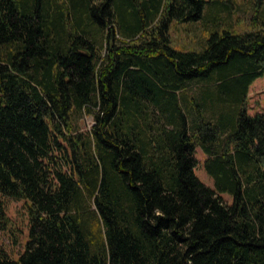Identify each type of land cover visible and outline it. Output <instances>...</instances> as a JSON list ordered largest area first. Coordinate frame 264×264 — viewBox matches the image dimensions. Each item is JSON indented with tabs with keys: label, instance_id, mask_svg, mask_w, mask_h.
<instances>
[{
	"label": "trees",
	"instance_id": "trees-1",
	"mask_svg": "<svg viewBox=\"0 0 264 264\" xmlns=\"http://www.w3.org/2000/svg\"><path fill=\"white\" fill-rule=\"evenodd\" d=\"M207 3L202 49L173 48ZM263 74L264 0H0V227L6 197L28 215L0 264H264Z\"/></svg>",
	"mask_w": 264,
	"mask_h": 264
},
{
	"label": "rangeland",
	"instance_id": "rangeland-1",
	"mask_svg": "<svg viewBox=\"0 0 264 264\" xmlns=\"http://www.w3.org/2000/svg\"><path fill=\"white\" fill-rule=\"evenodd\" d=\"M240 2V0H237ZM230 1L228 2V5ZM231 7L230 11H221L220 16H225V22H230L236 32H243L248 29V22L252 15V10L246 9L240 4ZM214 11L206 4L203 10V17L198 20H186L182 22L172 21L169 26L170 45L181 51H199L206 43L209 32L212 30V23L209 21L210 14ZM245 109L248 114L264 113V74L257 77L248 87L247 95L244 99ZM92 118L85 116L82 120V129H88L92 125ZM194 156L197 160L194 173L199 180L209 187H213V179L208 175L203 167L206 154L198 145L195 148ZM223 199L231 203L232 197L229 193H222ZM9 222L6 227H0V246L13 258H18L24 248V243L28 234V215L25 204L21 200L9 197L4 199ZM13 233L17 235L18 241L13 242Z\"/></svg>",
	"mask_w": 264,
	"mask_h": 264
}]
</instances>
